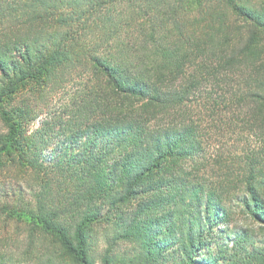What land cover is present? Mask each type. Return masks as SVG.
Segmentation results:
<instances>
[{"label": "trees", "instance_id": "16d2710c", "mask_svg": "<svg viewBox=\"0 0 264 264\" xmlns=\"http://www.w3.org/2000/svg\"><path fill=\"white\" fill-rule=\"evenodd\" d=\"M0 124V264H264V0H0Z\"/></svg>", "mask_w": 264, "mask_h": 264}, {"label": "rangeland", "instance_id": "374dc122", "mask_svg": "<svg viewBox=\"0 0 264 264\" xmlns=\"http://www.w3.org/2000/svg\"><path fill=\"white\" fill-rule=\"evenodd\" d=\"M79 77V76H78ZM75 80L70 79L65 85L60 87L57 90L48 91L45 97H41L38 95H33L30 92L22 93L20 94L16 99V104L23 105V100H28L29 103L33 104L34 106H37L38 110V119L36 122L32 123L29 127L30 132L34 131L38 128H40L44 122H59L60 117L66 114L65 113V106L69 103H71V100L75 98L77 95V92L79 88L82 86L81 79H77L76 76H74ZM212 118L208 115L205 116L204 121V128H206V125L211 122H213ZM214 125V122H213ZM58 129V128H57ZM3 128L0 124V132H2ZM208 131L210 133V140L206 141L205 144V158L207 161L212 162L217 156H220L224 154L225 156H229L230 149H232V144L234 141L230 140L229 135H226V137L222 138L223 132H219L217 129L212 130L209 129ZM58 136V135H57ZM62 139V136H58ZM48 156V155H47ZM12 173L6 172L5 174L0 173V188L3 186L5 187L6 191H10L11 189H18L20 185L23 186V181L17 179V178H10ZM215 176L214 172L209 171L207 178L209 180L212 179V177ZM235 193V192H234ZM246 223L248 226L254 225V223H250L246 220L244 215L237 214L235 219L232 221L231 227H242L241 224ZM101 233L100 241L98 245V252L101 254L105 247H106V233L101 230H99ZM127 245L122 244L120 246V250L124 251L126 249ZM16 260L14 262L20 263V259L15 257ZM25 264V262H23Z\"/></svg>", "mask_w": 264, "mask_h": 264}]
</instances>
